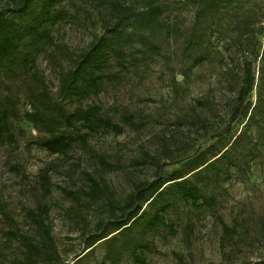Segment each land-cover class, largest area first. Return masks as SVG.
I'll return each instance as SVG.
<instances>
[{"label":"rangeland","instance_id":"374dc122","mask_svg":"<svg viewBox=\"0 0 264 264\" xmlns=\"http://www.w3.org/2000/svg\"><path fill=\"white\" fill-rule=\"evenodd\" d=\"M109 1L113 0H67L57 5L54 12L64 18L45 29L52 43L25 42L16 62L0 74V101L14 100L19 115L10 121L14 143L0 145V264H25L20 244L4 233L41 242L24 215L38 204L49 209L45 223L59 262L113 264L107 259L108 243L101 241L90 250L86 237L98 223L109 225L110 204H122L136 183L152 180L156 166L164 176L183 169L184 178L199 188L202 200L193 206L169 195L164 218L176 234L165 228L131 229L114 245V264H138L135 258L144 264H264V122L249 128L245 147L240 145L241 151L229 159L199 174L187 166L210 146L207 158L209 163L214 161L217 157L212 156L230 148L244 128L246 119L230 124L229 118L243 84V62L258 50L251 92L252 105L256 102L264 0H243L200 20L198 8L187 0H168L170 11L162 23L169 33L145 35L157 52L139 43L125 46L124 68L110 58L103 74L112 82L98 96L83 101L64 98L59 94L62 77L93 38L106 36L101 26L109 20ZM116 1L142 5V0ZM4 6L5 0H0V12ZM26 56L31 59L28 66ZM43 91L69 113L98 107L121 132L93 133L86 147L64 156L48 153L39 144L49 135L23 118L35 111L34 97ZM125 115L144 122V129L124 126ZM53 123L56 134L81 133L78 126L66 128L55 119ZM101 163L114 169L109 171ZM87 176L107 189L97 199L89 196ZM44 181L49 186L46 195ZM132 243L149 250L137 251ZM32 264L49 263L38 259Z\"/></svg>","mask_w":264,"mask_h":264},{"label":"trees","instance_id":"16d2710c","mask_svg":"<svg viewBox=\"0 0 264 264\" xmlns=\"http://www.w3.org/2000/svg\"><path fill=\"white\" fill-rule=\"evenodd\" d=\"M64 1L67 0H5V6L0 12V74L6 65L16 62L19 51L25 42H29L32 46L52 43V38L45 29L63 20V15L54 12V10ZM187 1L198 8L197 17L200 20L208 14H219L226 11L243 0ZM169 11L168 0H142L140 7L116 0L109 1V20H103L101 26L106 36L93 38L87 49L78 57L74 67L62 77L59 94L64 98H75L79 101L90 96H98L105 84L112 82V78L103 74L110 58L115 59L118 67L124 68L127 57L124 51L125 46L133 47L135 43H139L141 47L147 48L150 52H157L158 47L145 38V35L168 34L169 30H167L166 24L162 23V17ZM129 32H138L141 37L134 38ZM257 54L258 50L253 53L250 59L243 62V84L238 91L236 104L229 118L230 124L236 123L239 119H246L244 128L230 148L212 156V159L217 157L214 161L209 163L207 158L213 146L199 152L187 164L194 174H199L202 170L208 169L219 161L229 159L234 153L241 151L238 147L240 145L241 148L245 147L243 143L248 137L249 128L264 122V45L259 65V83L255 86L256 102L252 105L251 92L255 84ZM24 63L26 66L30 65V56L25 57ZM34 101L35 111L25 113L23 118L39 131L49 135L39 145L52 155L64 156L76 147H86L88 139L93 133L113 132L117 134L122 130L109 117L101 115L96 106H89L69 113L59 103L50 99L44 91L37 97L35 96ZM18 118L17 103L10 98L1 100L0 145L14 143V133L10 121ZM53 119L61 122L66 128L78 126L81 133L76 136L56 134ZM121 122L124 126L137 131L143 130L145 126L142 121L136 123L131 115L123 116ZM102 165L109 171L114 169L109 165ZM201 167L203 168L200 169ZM183 172V169H177L164 176L161 169L156 166L152 180L136 183L122 204H110L109 225L106 227L100 223L96 225L95 231L86 237L87 248L92 250L93 246L101 241L108 243L107 259L114 264L117 260L114 245L121 236L131 229L165 228L169 234L175 235L174 226L167 223L164 218L170 208L168 196L175 195L190 202L193 206L202 200L199 188L184 178ZM87 181L90 184L89 196L93 200L99 198L107 190L88 176ZM43 192L44 195L49 192V186L45 181L43 182ZM48 214L49 209L44 204H38L34 209L24 212L25 218L30 221L40 235V243H36L28 236L14 232L3 234L8 240L20 244L24 251L25 264H32L38 259H44L49 264H67L59 262L51 230L45 223ZM227 232L228 229L225 228L224 233ZM113 233L116 234L109 237ZM132 248L137 251L149 250L148 247L137 243H132ZM135 261L138 264H144L138 258H135Z\"/></svg>","mask_w":264,"mask_h":264}]
</instances>
